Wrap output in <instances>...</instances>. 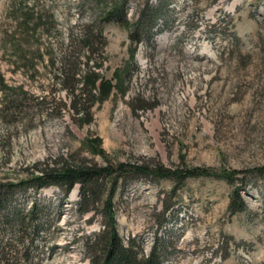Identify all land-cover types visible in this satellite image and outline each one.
<instances>
[{
	"label": "rangeland",
	"instance_id": "rangeland-1",
	"mask_svg": "<svg viewBox=\"0 0 264 264\" xmlns=\"http://www.w3.org/2000/svg\"><path fill=\"white\" fill-rule=\"evenodd\" d=\"M116 1L0 0V183L56 158L246 171L231 184L188 179L176 193L171 180L134 178L114 198L115 222L144 253L159 237L165 264H264V176L249 172L264 166V0H128V18L160 8L152 38L135 48L126 27L103 21ZM87 26L104 48L83 52L78 79L93 106L80 125L59 68ZM234 186L247 208L232 214ZM34 196L50 225L32 264H90L85 244L104 220L78 214V185L62 202L55 186L15 198L28 209Z\"/></svg>",
	"mask_w": 264,
	"mask_h": 264
},
{
	"label": "trees",
	"instance_id": "trees-1",
	"mask_svg": "<svg viewBox=\"0 0 264 264\" xmlns=\"http://www.w3.org/2000/svg\"><path fill=\"white\" fill-rule=\"evenodd\" d=\"M142 6L137 7L128 18V0H117L103 16V21L128 29V38L134 48L147 41V37L152 38V28L160 15L158 6L147 3ZM100 40L101 33L87 26L76 43L67 45L60 60L61 86L69 98L68 108L80 125L91 123L93 106L90 84L80 86L78 79L81 67L87 64V61H82V56L86 49L89 57L95 54L100 57L104 48ZM62 106L65 108L67 103H62ZM32 168V173L26 178L0 183V264H23L27 260L32 264L34 256L41 254L49 234L50 213H47L46 206L43 207L34 196L31 206L26 209L25 201L17 202L15 195L18 193L32 189L37 195L40 190L55 186L61 190L62 202L78 185V200L75 203L78 214L100 213L104 220L101 230L92 233V240L85 244L91 252L90 264H165L166 246L159 244V237L155 236L148 253H144L140 241L135 238L125 241L119 235L114 198L120 188L137 177L168 179L173 182L172 192L176 193L188 179L204 177L221 179L231 184L238 176L245 178L246 173L236 170L216 172L205 167L171 169L159 163L121 162L99 166L88 161L72 165L61 158L43 160ZM249 172L264 176V166ZM246 208L240 188L234 186L228 210L235 214ZM168 209L169 206H165L163 212Z\"/></svg>",
	"mask_w": 264,
	"mask_h": 264
}]
</instances>
